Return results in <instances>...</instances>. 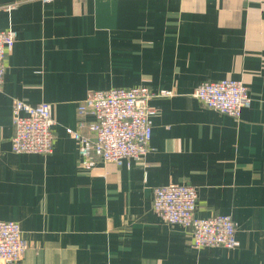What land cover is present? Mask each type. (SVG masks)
<instances>
[{
	"label": "crops",
	"instance_id": "0c3cea01",
	"mask_svg": "<svg viewBox=\"0 0 264 264\" xmlns=\"http://www.w3.org/2000/svg\"><path fill=\"white\" fill-rule=\"evenodd\" d=\"M11 28L0 219L19 223L27 247L1 264H264V0H0V30ZM221 78L248 89L238 119L192 96ZM139 85L155 94L147 153L82 168L65 131L78 103ZM14 99L52 104L48 155L11 151ZM168 183L196 187L195 216L229 214L238 247L196 249L189 227L163 222L152 190Z\"/></svg>",
	"mask_w": 264,
	"mask_h": 264
},
{
	"label": "built area",
	"instance_id": "2783aa9c",
	"mask_svg": "<svg viewBox=\"0 0 264 264\" xmlns=\"http://www.w3.org/2000/svg\"><path fill=\"white\" fill-rule=\"evenodd\" d=\"M15 6L16 3L10 2L4 9L10 11ZM15 39L14 29L0 30V84L5 74V58ZM171 94V90H165L156 95ZM154 95L145 85L89 91L77 105L76 128H65L76 141L81 167L90 169L99 161L120 165L127 158L141 159L147 153L152 136L153 110L148 100ZM192 96L205 107L237 119L241 109L251 103L245 84L234 78L203 81ZM12 105L11 151L48 155L54 139L52 104H28L14 99ZM196 198V187L188 183L155 186L151 209L167 224L189 227L193 248L238 247L237 224L233 218L222 213L203 218L195 216ZM26 247L19 223L0 219V264L17 262Z\"/></svg>",
	"mask_w": 264,
	"mask_h": 264
}]
</instances>
